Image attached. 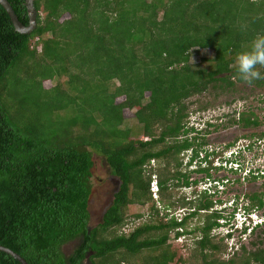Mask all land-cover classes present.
<instances>
[{
	"label": "trees",
	"instance_id": "1",
	"mask_svg": "<svg viewBox=\"0 0 264 264\" xmlns=\"http://www.w3.org/2000/svg\"><path fill=\"white\" fill-rule=\"evenodd\" d=\"M8 1L29 26L26 0ZM35 6L38 28L22 35L0 5V246L27 264H172L174 233L175 240L197 238L191 256L197 264H264V248L245 246L242 257L222 261L234 235H213L226 218L215 203L220 193H182L197 187L198 177L211 180L223 170L206 149L210 130L191 125L188 101L244 82L234 59L264 34V0H35ZM209 49L214 58L191 63L193 52ZM49 81L59 83L47 89ZM252 84L263 87L264 79ZM125 110H135L140 129H122ZM261 124L252 113L236 120L245 130ZM189 151L205 168L188 171ZM95 156L120 185L102 222L91 227ZM248 198L254 204L247 209H264V196ZM135 204L148 207L142 218L149 220L126 235ZM0 264L22 263L0 251Z\"/></svg>",
	"mask_w": 264,
	"mask_h": 264
},
{
	"label": "rangeland",
	"instance_id": "2",
	"mask_svg": "<svg viewBox=\"0 0 264 264\" xmlns=\"http://www.w3.org/2000/svg\"><path fill=\"white\" fill-rule=\"evenodd\" d=\"M66 18L68 19L70 16L66 15L64 19ZM214 57L215 51L213 49L198 54L193 52L191 63L193 65H203L204 59ZM65 81L66 78L64 77L59 82L64 84ZM59 82H46L45 87L47 89H52ZM123 100L124 99H119L118 103H121ZM188 103L190 107L189 113L194 116V118L192 117V123L202 119L203 123L199 126V129L201 131H206V129L210 130L206 139L208 145L206 149L209 153L215 152L216 156H219V159L217 158L215 160L217 165H222V163L226 161V157H235L236 154H238L237 157L243 155L244 158L241 160V163H239V165H242V171L239 170V166L237 165L236 169L239 171L234 170L236 172H232L225 168H223L222 171L213 172L214 178L212 180L225 179L226 177L229 179L221 186L222 193L216 196L218 197L217 199L215 198V203H218L220 206L218 208L222 209L223 215L226 216L225 220L228 222V227L214 231L213 235L225 236L229 226L234 224V230L236 228L239 229L242 221H244V217H242L244 211L237 220L232 218V209H227L230 207V204L235 200H239L241 205L251 207L254 203L248 197L253 195L264 196V174H259L257 179H252L250 177L251 172H257L259 170L264 171V136H260V134L264 133V86L258 87L252 83L237 82L232 90L223 91L222 89H209L204 94L192 98ZM124 113L125 122L122 125L123 130L129 129L135 131L141 128L136 119L135 110H125ZM244 113L254 114L261 121V126L256 129L245 130L241 125H236V120L238 121ZM208 122L212 123L214 126L209 127L207 125ZM255 133H258V136H254L251 139L244 138V136L255 135ZM142 135V133L138 136L135 134L136 138H140ZM143 139L146 138L143 137ZM233 153L234 155H232ZM205 155L204 153L201 157ZM95 161L96 166L93 178L94 190L90 207L92 214L91 227H96L102 222L103 214L113 202L115 190H117L120 185L119 180L110 174L111 172L108 170L101 156H95ZM184 166L186 167L185 163ZM188 171L191 172L189 169ZM198 179H200V183L203 181L204 183L208 182L204 177H198ZM194 188L195 186H193V189ZM192 191L191 189H187L186 191L183 189L182 193H186L187 197H189L188 194L192 195ZM219 201H222V203ZM252 211H254V209L251 208V212ZM148 213V207H143L139 204L132 205L127 214V225L129 227H126V232L128 233L126 234L125 231L124 233L130 235L134 231L131 229L133 226H138L140 223H144L145 220L148 221L149 219L146 217L142 218ZM255 214L258 217H263L264 209L255 211ZM135 215H139V218H136ZM168 217L170 218L171 216ZM141 219L143 220L141 221ZM174 237L175 234L171 233L169 245L172 251L177 253V258L172 264H183L189 259L191 263L197 264L191 259L192 250L195 248L194 241L197 240V238L187 236L185 239L183 236L182 240H175ZM78 241L79 240H75L66 245L64 248L65 253L70 255L78 246ZM227 242L229 250L222 258V261H229L233 256H238L240 258L244 255L242 246H245L250 252H254L258 248H264V227H261L252 238H250L249 234L243 237L240 231L235 232L234 238Z\"/></svg>",
	"mask_w": 264,
	"mask_h": 264
},
{
	"label": "clouds",
	"instance_id": "3",
	"mask_svg": "<svg viewBox=\"0 0 264 264\" xmlns=\"http://www.w3.org/2000/svg\"><path fill=\"white\" fill-rule=\"evenodd\" d=\"M234 63L236 66V69H235L236 76L240 80H242L248 84H251L254 81L264 79V74H262L258 70V66L264 67V34H258L250 42V45L248 46V48L245 51L237 53L235 56V59H234ZM202 123H203V120L199 119V120L194 121L191 125L197 129H199V126ZM232 155H234V153ZM237 156H238V154L235 155V157H237ZM235 157L234 156H230V158L226 157L225 158L226 161L223 162L222 165H217V163H214V165L218 168L222 167V168L228 169L232 172H236L234 170H238V169H236V166L238 165L239 170L242 171V165H239V163H241V162L234 161L233 159ZM184 158H186L185 159V165L190 171H196L200 165L205 168V165L202 164L201 160H196V162L193 163V152L192 151L184 153ZM262 174H264V171ZM157 181L159 184L158 177H157ZM207 181L208 182H206V183L201 182L197 187L194 188L197 190L199 195H201L205 192H209L210 194H217V192H219L220 194L222 193L221 186L225 184V181L218 180V179H215V180L211 179V180H207ZM187 189L194 190L193 187L192 188H184L185 191ZM192 193H193V191H192ZM189 196H191V194ZM216 206H217V210L223 211L222 209L218 208V207H220L218 205V203L216 204ZM230 208L233 211L232 218H234L235 220H237L238 217L241 215V213L244 211L243 216H242V217H244V221H242V224L239 227V229L236 228L234 230V226H235L234 224L229 226L227 232L225 233V236H228L230 234L234 235L235 232H239V231L242 233L245 229H248L249 233L247 232V234L244 235V236H247L248 234L249 235L251 234V232H252L251 230L253 228L264 227V216L258 217L255 214V211H258V210L254 209V211L251 212V208L247 209V207L241 205L239 200L238 201L235 200L233 203L230 204V207H228L227 209H230ZM221 222L220 223L223 227H221L219 229H224V228L228 227L227 220L223 219ZM126 227H129V226L126 225L124 228V231L127 234L128 232H126ZM135 227L136 226H133L131 229H134ZM182 237L178 238V239L182 240ZM185 237H187V236H184L183 238H185ZM233 238H231V239H233ZM178 239H176V240H178Z\"/></svg>",
	"mask_w": 264,
	"mask_h": 264
},
{
	"label": "water",
	"instance_id": "4",
	"mask_svg": "<svg viewBox=\"0 0 264 264\" xmlns=\"http://www.w3.org/2000/svg\"><path fill=\"white\" fill-rule=\"evenodd\" d=\"M0 5L7 11L9 14L14 27L16 28L17 32L22 35H31L33 34L38 28V11L35 6V0H26V5L28 9L30 23L29 26H25L19 19L18 15L16 14L13 6L8 0H0ZM0 251L7 253L13 256L16 260L21 262L22 264H27L26 260L23 259L18 254L14 253L10 249L0 246Z\"/></svg>",
	"mask_w": 264,
	"mask_h": 264
},
{
	"label": "built area",
	"instance_id": "5",
	"mask_svg": "<svg viewBox=\"0 0 264 264\" xmlns=\"http://www.w3.org/2000/svg\"><path fill=\"white\" fill-rule=\"evenodd\" d=\"M154 164V162H153ZM151 189H152V193L154 195V198H158L159 197V191H160V187H159V184H158V181H157V176H153V182H152V186H151ZM183 210L180 211V213L177 215V217H179L181 219V217H183ZM170 219V218H168ZM181 240V239H180Z\"/></svg>",
	"mask_w": 264,
	"mask_h": 264
},
{
	"label": "flooded vegetation",
	"instance_id": "6",
	"mask_svg": "<svg viewBox=\"0 0 264 264\" xmlns=\"http://www.w3.org/2000/svg\"><path fill=\"white\" fill-rule=\"evenodd\" d=\"M110 174H111V173H110ZM113 177H114V176H113ZM118 191H119V188H118L117 190H115V194H116ZM107 210H108V209H107ZM107 210H106V211H107ZM106 211L104 212V214L106 213ZM104 214H103V215H104Z\"/></svg>",
	"mask_w": 264,
	"mask_h": 264
}]
</instances>
